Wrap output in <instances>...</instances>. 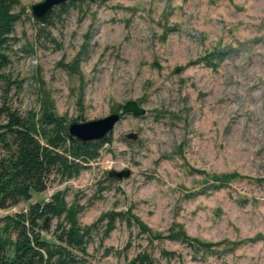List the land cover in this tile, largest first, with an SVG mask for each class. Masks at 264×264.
<instances>
[{
    "label": "rangeland",
    "instance_id": "374dc122",
    "mask_svg": "<svg viewBox=\"0 0 264 264\" xmlns=\"http://www.w3.org/2000/svg\"><path fill=\"white\" fill-rule=\"evenodd\" d=\"M42 1L21 0L15 10L21 20L7 50L10 64L0 69V122L4 106L38 110L45 91L70 123L105 118L129 101L143 102L147 114L118 123L111 143L79 177L54 179L46 192L0 217L65 191L69 204L85 207L83 226L131 210L156 232L179 224L212 243L264 235V185L237 181L191 196L204 186L194 170L264 179V0L85 1L40 31L31 6ZM215 50L225 54L217 71L193 65ZM77 58L80 73L67 67ZM158 111L172 116L158 118ZM129 133L138 141L125 139ZM122 170L130 178L108 180ZM59 223L49 219L43 236L54 239ZM103 232L93 233L87 255L75 252L78 264H128L143 250L158 264H264V242L195 262L182 245L152 244L121 221L105 240ZM163 249L183 262L166 261Z\"/></svg>",
    "mask_w": 264,
    "mask_h": 264
},
{
    "label": "trees",
    "instance_id": "16d2710c",
    "mask_svg": "<svg viewBox=\"0 0 264 264\" xmlns=\"http://www.w3.org/2000/svg\"><path fill=\"white\" fill-rule=\"evenodd\" d=\"M107 2L108 0H76L56 7L47 24L37 22L40 31H45L54 24L57 17H62L70 8L80 2ZM21 0H0V69L10 64L7 52L14 40L15 28L21 15L15 10ZM223 50L205 54L193 65L203 64L217 71L223 62ZM77 58L67 65L72 72L80 73ZM143 102H140V105ZM121 106L115 110H121ZM4 120L0 122V211L17 207L23 202H30L34 194L48 190L54 179L70 181L81 175L90 164L99 159L105 140L98 143H82L72 140L68 135L70 122L67 116H60L55 102L46 91L39 96V109L20 113L4 106L1 109ZM172 113L158 111L157 117H171ZM141 116L140 118H143ZM169 159L168 156H166ZM202 176L203 190L192 193V197L215 193L229 188L231 183L248 180L264 185V179L231 173H207L194 170ZM109 181H114L108 178ZM85 207L79 203L69 204L65 191L53 194L49 201L30 204L26 212L0 217V264H78L75 252L87 255L89 240L93 233L103 228V240L115 230L117 222L126 223L130 229H136L150 243L169 241L187 248L195 262H205L208 257L220 256L233 252L244 245L264 242V235L240 241H222L212 243L190 236L182 225H174L167 232H156L145 224L131 210L126 212L111 211L103 214L95 223L83 226L79 216ZM60 220L53 234L48 239L42 232H49L47 221ZM131 247V243L126 250ZM226 247L225 250H219ZM111 249L107 251L109 253ZM161 257L166 261L182 256L176 251L163 249ZM128 264H158L155 257L147 250L139 252Z\"/></svg>",
    "mask_w": 264,
    "mask_h": 264
},
{
    "label": "water",
    "instance_id": "95a60500",
    "mask_svg": "<svg viewBox=\"0 0 264 264\" xmlns=\"http://www.w3.org/2000/svg\"><path fill=\"white\" fill-rule=\"evenodd\" d=\"M70 1L76 0H43L31 6V15L39 24L45 26L56 7L66 5ZM146 114V109L137 101H129L121 110H116L105 118L70 123L68 126V135L72 140H77L84 144L103 142L113 135L117 124L126 116L141 117ZM124 137L130 142H137L139 139L136 133L126 134ZM131 175L130 170H122L111 171L108 176L110 179L120 182L130 178Z\"/></svg>",
    "mask_w": 264,
    "mask_h": 264
}]
</instances>
